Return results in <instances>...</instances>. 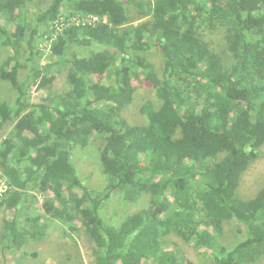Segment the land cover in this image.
<instances>
[{"label":"trees","instance_id":"trees-1","mask_svg":"<svg viewBox=\"0 0 264 264\" xmlns=\"http://www.w3.org/2000/svg\"><path fill=\"white\" fill-rule=\"evenodd\" d=\"M31 1L0 0L8 49L0 85L11 93L0 99V212H11L2 249L19 262L39 257L38 243L48 251L59 241L54 260L79 264L70 249L83 232L94 264H200L176 236L204 249L209 264L258 263L264 184L251 198L239 186L264 144V0H50L33 26ZM90 14L107 20L85 22ZM52 21L64 27L43 48L37 37L47 38ZM213 30L222 31L220 50L204 37ZM153 47L161 71L148 58ZM62 72L67 88L59 92ZM141 74L154 98L131 123L124 111ZM33 86L47 91L36 103ZM94 135L104 137L101 187L82 181L74 165ZM144 194L140 210L99 213L113 195L129 205ZM231 221L243 237L224 244Z\"/></svg>","mask_w":264,"mask_h":264},{"label":"rangeland","instance_id":"rangeland-1","mask_svg":"<svg viewBox=\"0 0 264 264\" xmlns=\"http://www.w3.org/2000/svg\"><path fill=\"white\" fill-rule=\"evenodd\" d=\"M50 0H32L27 4V12H28V22L30 25H35L34 19L36 13L41 8H45L47 5H49ZM133 12V11H131ZM106 21V20H105ZM138 22V21H136ZM52 21V25H53ZM14 23L10 24L9 26H13ZM51 28L48 32L47 36H50L53 32ZM42 29V28H41ZM44 29H42L43 32ZM221 33L220 30H213L212 32L207 31L204 34L205 39L211 44L212 48L220 50L221 48ZM37 42L39 44H45L43 48H47L49 46V41L46 42L45 39H43L42 35H39L37 37ZM26 43L22 42V47L20 48V54L19 57H21V61L25 60L27 53H26ZM44 50V49H43ZM48 53L49 51H45ZM8 55V49L4 48L0 45V64L7 58ZM47 57V56H46ZM148 58L155 64V66L161 71L162 69V62L163 58L158 50V47H153V51L148 54ZM47 62V58H45V55L41 58L40 63ZM32 69V66H29L28 69H23L20 71V77L26 76ZM63 72L62 73H56V80L54 81L53 89L59 90V92L66 90L67 85L63 78ZM133 85L136 87V91L134 94V100L130 104V106L127 108V110L124 111V115L128 117L129 121L131 123L139 122L142 118V114L140 113V106L143 104L146 100H151L154 98V92L151 91V87L147 84L145 79L143 78L142 74L138 77V79H133ZM47 94V91L41 89L38 90L36 86H33L31 90L29 91V98L30 101L33 103L39 102L45 97ZM11 95L10 88L8 85L1 83L0 85V99L2 98H8ZM104 143V137L103 136H93L90 144L85 149H79L82 151L83 155L78 156L75 155V167L77 169L79 177L82 179V181H85L88 185L92 187H101L104 183V177L100 175V168L98 167V164L96 163V157L98 155V150L101 149L102 145ZM261 155L249 166V168L246 171V174L244 175V178L242 180V183L239 186V194L244 198H251L255 195L256 191L264 184V144L260 148ZM73 158V157H72ZM94 161L95 163H91V161ZM73 161V159H72ZM87 175H89V178H87ZM40 200H42V194L38 193ZM148 203V196L146 194L142 195L140 198L132 202L131 204L120 202V199L113 195L103 206L102 210H99V213L101 217L104 219V213L109 214L111 211H115L114 213L115 217L121 218L123 215H125L128 212H133L142 209L144 206H146ZM104 212V213H103ZM10 211H2L0 212V240H2L1 235L3 234V219L4 217H9ZM115 220V219H114ZM113 224V223H111ZM118 225V224H115ZM239 227V224H237L236 221H231L227 224H225L223 233L221 236V241L224 244H229L232 241H234L237 237V239H240L243 237L241 233H238L237 228ZM52 236H54V233L51 232ZM55 238V236H54ZM173 240L179 245L181 250H183L186 254L191 255L192 257L196 258L200 264H209V258L204 252V249H196L193 246H191L189 243L184 242L181 238H178L176 236H172ZM77 245L73 246L70 251H76V255H81L80 259L81 261L79 264H94L93 259L91 257V246H89V243L87 242V238L84 235V233H79L78 236H76ZM38 247H36V251L40 254L39 257L32 258L29 257L26 261H17L16 259H12L9 257V251L3 250L2 245L0 242V264H3L4 259L7 260L8 263L12 264H58L57 259L52 255V252H61V243L53 242V248H50L48 251H45L44 248L41 246L40 243L37 244ZM58 254V253H57ZM142 264H156L155 260H146ZM254 264H264V257L258 262Z\"/></svg>","mask_w":264,"mask_h":264},{"label":"built area","instance_id":"built-area-1","mask_svg":"<svg viewBox=\"0 0 264 264\" xmlns=\"http://www.w3.org/2000/svg\"><path fill=\"white\" fill-rule=\"evenodd\" d=\"M105 19H106V17H101V16L96 15V14H90L86 18L85 22L93 23L96 21H105ZM73 22H75L74 18H73ZM62 27H64V25H62V24H60L59 27H57V24H53L52 25L53 32L50 36H47L45 41L48 42L49 40H52V38L62 29ZM44 45L45 44H41V47H43ZM6 189H7L6 182L3 178L0 177V199L2 198Z\"/></svg>","mask_w":264,"mask_h":264},{"label":"bare ground","instance_id":"bare-ground-1","mask_svg":"<svg viewBox=\"0 0 264 264\" xmlns=\"http://www.w3.org/2000/svg\"><path fill=\"white\" fill-rule=\"evenodd\" d=\"M87 18V17H86ZM29 80V79H28ZM27 82V81H26Z\"/></svg>","mask_w":264,"mask_h":264}]
</instances>
